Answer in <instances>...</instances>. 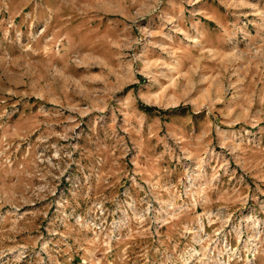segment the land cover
I'll return each mask as SVG.
<instances>
[{
	"label": "rangeland",
	"instance_id": "374dc122",
	"mask_svg": "<svg viewBox=\"0 0 264 264\" xmlns=\"http://www.w3.org/2000/svg\"><path fill=\"white\" fill-rule=\"evenodd\" d=\"M0 264H264V0H0Z\"/></svg>",
	"mask_w": 264,
	"mask_h": 264
},
{
	"label": "trees",
	"instance_id": "16d2710c",
	"mask_svg": "<svg viewBox=\"0 0 264 264\" xmlns=\"http://www.w3.org/2000/svg\"><path fill=\"white\" fill-rule=\"evenodd\" d=\"M142 107L144 108V109H146V110H160L161 111V109H159L158 107H156V106H149V105H146V104H142Z\"/></svg>",
	"mask_w": 264,
	"mask_h": 264
}]
</instances>
